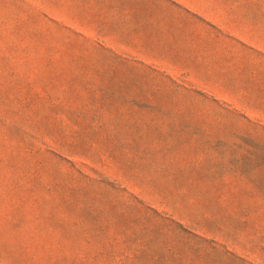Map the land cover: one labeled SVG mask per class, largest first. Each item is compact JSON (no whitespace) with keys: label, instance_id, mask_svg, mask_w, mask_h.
<instances>
[{"label":"rangeland","instance_id":"374dc122","mask_svg":"<svg viewBox=\"0 0 264 264\" xmlns=\"http://www.w3.org/2000/svg\"><path fill=\"white\" fill-rule=\"evenodd\" d=\"M0 264H264V0H0Z\"/></svg>","mask_w":264,"mask_h":264}]
</instances>
